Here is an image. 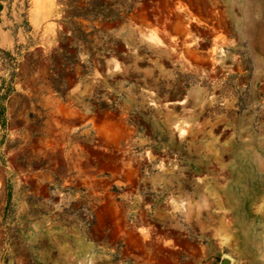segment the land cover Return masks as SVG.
Segmentation results:
<instances>
[{
    "label": "rangeland",
    "instance_id": "374dc122",
    "mask_svg": "<svg viewBox=\"0 0 264 264\" xmlns=\"http://www.w3.org/2000/svg\"><path fill=\"white\" fill-rule=\"evenodd\" d=\"M0 95V264H264V0H0Z\"/></svg>",
    "mask_w": 264,
    "mask_h": 264
},
{
    "label": "trees",
    "instance_id": "16d2710c",
    "mask_svg": "<svg viewBox=\"0 0 264 264\" xmlns=\"http://www.w3.org/2000/svg\"><path fill=\"white\" fill-rule=\"evenodd\" d=\"M1 98H2V95H0V123H1V125H3L4 106H3L2 102H1Z\"/></svg>",
    "mask_w": 264,
    "mask_h": 264
},
{
    "label": "water",
    "instance_id": "95a60500",
    "mask_svg": "<svg viewBox=\"0 0 264 264\" xmlns=\"http://www.w3.org/2000/svg\"><path fill=\"white\" fill-rule=\"evenodd\" d=\"M227 263H228L227 260L223 262V264H227Z\"/></svg>",
    "mask_w": 264,
    "mask_h": 264
},
{
    "label": "flooded vegetation",
    "instance_id": "af4514ba",
    "mask_svg": "<svg viewBox=\"0 0 264 264\" xmlns=\"http://www.w3.org/2000/svg\"><path fill=\"white\" fill-rule=\"evenodd\" d=\"M130 256H132V254H130Z\"/></svg>",
    "mask_w": 264,
    "mask_h": 264
},
{
    "label": "bare ground",
    "instance_id": "6f19581e",
    "mask_svg": "<svg viewBox=\"0 0 264 264\" xmlns=\"http://www.w3.org/2000/svg\"><path fill=\"white\" fill-rule=\"evenodd\" d=\"M156 39V38H155ZM159 41V40H158Z\"/></svg>",
    "mask_w": 264,
    "mask_h": 264
}]
</instances>
